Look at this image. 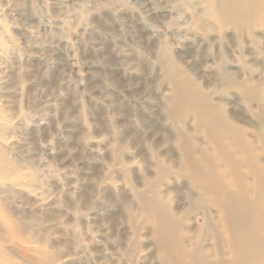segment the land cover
Returning <instances> with one entry per match:
<instances>
[{
  "label": "rangeland",
  "instance_id": "rangeland-1",
  "mask_svg": "<svg viewBox=\"0 0 264 264\" xmlns=\"http://www.w3.org/2000/svg\"><path fill=\"white\" fill-rule=\"evenodd\" d=\"M225 1L0 0V264H164L158 201L188 263L210 252L191 147L225 171L233 214L258 212L263 250L240 264H264V16L220 25ZM175 69L229 134L175 108Z\"/></svg>",
  "mask_w": 264,
  "mask_h": 264
},
{
  "label": "bare ground",
  "instance_id": "bare-ground-1",
  "mask_svg": "<svg viewBox=\"0 0 264 264\" xmlns=\"http://www.w3.org/2000/svg\"><path fill=\"white\" fill-rule=\"evenodd\" d=\"M209 16L212 21L220 25L227 24L237 28H254L256 23L261 21L264 16V0H226L219 10L211 11ZM172 81L176 87L178 86L174 90L175 108L182 112L193 111L194 116L198 117L201 123L212 130L219 128L221 123L218 116L213 114L215 110L206 108V106H209L207 101H205V104L199 101L198 105L186 103L187 99L191 97L189 91L196 92V95H199L202 90L189 77L180 75L177 69L172 75ZM182 85L183 87L186 85L187 89L181 90ZM218 130L226 135L229 134V131L223 128ZM240 142L237 138L236 144ZM242 149L244 150V147ZM194 152L192 147L190 150L188 149L187 163L189 169L186 171L189 173L191 181H197L198 177L204 180L201 186L194 187L199 199L193 200V203L195 210H199L203 217L204 231L211 235L213 247L209 252L205 251L200 243H193L191 247L196 251L191 257V262L188 263L189 252L184 245V237L178 236L177 233L178 226L181 225L176 221L174 215L164 208L163 203L158 201L157 203H160L162 207L159 206L155 209L154 205L152 209L155 213L153 220L156 227L157 241L162 249L161 259L164 264H240L246 254L252 255L253 252L257 253L263 250V243L261 244L260 240L255 238L257 234H260L258 223L261 217H259L255 208H247L244 203L237 204L238 212L233 214L235 210L232 204L233 200L232 203L228 202V199L233 198V195L228 193L231 189L228 187L230 184L226 179L225 171L206 159L204 152L201 151L199 155ZM210 175L213 179L209 177ZM230 180L234 186V181L231 178ZM234 192L236 194L240 190ZM213 204L218 209L216 218L211 214ZM233 207L234 209H232ZM212 256L215 261L210 260ZM170 258H174L175 262H172Z\"/></svg>",
  "mask_w": 264,
  "mask_h": 264
}]
</instances>
